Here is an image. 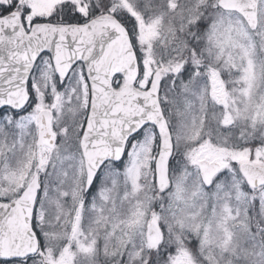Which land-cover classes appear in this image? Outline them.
Here are the masks:
<instances>
[{
    "label": "snow or ice",
    "instance_id": "6c2138e0",
    "mask_svg": "<svg viewBox=\"0 0 264 264\" xmlns=\"http://www.w3.org/2000/svg\"><path fill=\"white\" fill-rule=\"evenodd\" d=\"M0 264H264V0H0Z\"/></svg>",
    "mask_w": 264,
    "mask_h": 264
}]
</instances>
